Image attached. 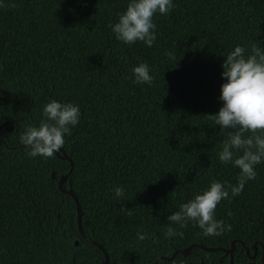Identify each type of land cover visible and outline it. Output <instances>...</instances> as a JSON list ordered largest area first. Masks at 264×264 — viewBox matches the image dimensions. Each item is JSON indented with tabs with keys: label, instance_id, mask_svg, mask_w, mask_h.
<instances>
[{
	"label": "trees",
	"instance_id": "obj_1",
	"mask_svg": "<svg viewBox=\"0 0 264 264\" xmlns=\"http://www.w3.org/2000/svg\"><path fill=\"white\" fill-rule=\"evenodd\" d=\"M126 5L0 6V264H103V250L79 231L74 197L58 187L70 161L57 153L30 158L20 141L50 99L80 107L62 147L74 163L64 187L73 189L82 228L107 250L109 264H154L160 256L158 264H264V161L238 195L217 205L215 219L230 229L205 236L190 221L165 235L167 217L194 193L213 180L236 183L239 169L217 157L227 132L207 115L222 106L224 56L236 44L264 48V0H174L170 12L153 16L151 47L115 39L111 27ZM141 61L151 84L133 83L130 70ZM232 241V263L223 250H179ZM256 242L250 258L246 246L252 254Z\"/></svg>",
	"mask_w": 264,
	"mask_h": 264
},
{
	"label": "clouds",
	"instance_id": "obj_2",
	"mask_svg": "<svg viewBox=\"0 0 264 264\" xmlns=\"http://www.w3.org/2000/svg\"><path fill=\"white\" fill-rule=\"evenodd\" d=\"M3 4L4 0H0V6ZM173 7L174 0H127L125 10L118 14L111 31L116 40L125 44L141 41L151 47L156 40L153 16L167 14ZM221 67L223 82L219 100L222 106L218 112L207 116L214 126L219 125L220 133L227 132L217 157L220 162L231 163L239 169L237 180L235 184L213 180L204 190L181 203L179 211L167 217V236L177 234L172 224L182 228L190 221L205 236L220 235L230 229L223 220L215 219V209L221 200L238 195L248 180L255 179V166L264 161V48L255 42L243 46L236 44L224 56ZM130 71L133 83L151 84L153 76L147 62H139ZM80 117L78 104L50 99L42 107L38 125L26 126L20 135V141L27 149L26 155L30 158L52 157L63 147L65 134L78 125ZM246 132L250 134L244 135ZM112 191L116 198L124 196L122 186H114ZM227 214L230 216L231 211ZM137 237L143 239L144 235L137 233Z\"/></svg>",
	"mask_w": 264,
	"mask_h": 264
},
{
	"label": "water",
	"instance_id": "obj_3",
	"mask_svg": "<svg viewBox=\"0 0 264 264\" xmlns=\"http://www.w3.org/2000/svg\"><path fill=\"white\" fill-rule=\"evenodd\" d=\"M60 151H61L62 153L57 152V155H59L60 157H63V158L68 159V160L70 161V163H71V167H70L69 171H68L66 174L62 175V176L59 178V180H58V187H59V189H61L62 191L66 192V193H68V194H70V195H72V196L74 197V199H75V201H76V204H77V222H78V227H79V231H80L81 235H82L83 237H85L86 239H88L89 241H91L92 243H95L97 246H99V247L103 250V252H104V254H105V255H104V259H103V264H109V254H108L107 250L103 247L102 244H100L99 242H97V241H96L95 239H93L92 237L88 236V235L84 232V230H83V228H82V223H81V209H80L78 199H77V197L75 196V193H74L73 189H72L71 187H70V188H66V187H64V182H65V180L67 179V177H68V175L70 174V172L72 171V168H73L74 163H73L72 158H71V157L65 152V150H64L63 148H61ZM52 177H53V178L55 177V173H54V171H52ZM75 243L78 244V240H76ZM196 245H197V246H200V247H202V248H204V249H208V250H223V251L225 252V254H229V255H230V257H231L230 263H232V261H233L232 253H233L234 250H235V243H234V241H232V244H231V247H230V248H223V247H217V246H205V245H203V244H201V243H192V244H190L189 246L184 247V248L179 249V250L182 252V254L187 255V254L191 251L192 247H193V246H196ZM253 248H254V252L251 254V253H250V248H249L248 246H246V251H247V254H248V256H249L250 258H254L255 255H256V253H257V242L254 244ZM175 254H176V251L173 253V256H174ZM160 257H165V256H160ZM160 257H158V258L155 260L154 264H158V260H159ZM168 258H169V257H168ZM261 258H262V260H263V262H264V249H263V252H262Z\"/></svg>",
	"mask_w": 264,
	"mask_h": 264
}]
</instances>
